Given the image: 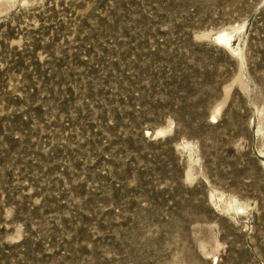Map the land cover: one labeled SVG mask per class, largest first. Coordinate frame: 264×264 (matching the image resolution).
I'll return each instance as SVG.
<instances>
[{
  "label": "rangeland",
  "instance_id": "1",
  "mask_svg": "<svg viewBox=\"0 0 264 264\" xmlns=\"http://www.w3.org/2000/svg\"><path fill=\"white\" fill-rule=\"evenodd\" d=\"M0 264H264V0H0Z\"/></svg>",
  "mask_w": 264,
  "mask_h": 264
},
{
  "label": "bare ground",
  "instance_id": "2",
  "mask_svg": "<svg viewBox=\"0 0 264 264\" xmlns=\"http://www.w3.org/2000/svg\"><path fill=\"white\" fill-rule=\"evenodd\" d=\"M219 39L222 40V41H224V42H227L228 41L227 43H230L231 42L230 36H227L225 34L224 35H219V38L217 40H219ZM220 40H219V42H220ZM212 119L215 121L216 118L213 117Z\"/></svg>",
  "mask_w": 264,
  "mask_h": 264
}]
</instances>
